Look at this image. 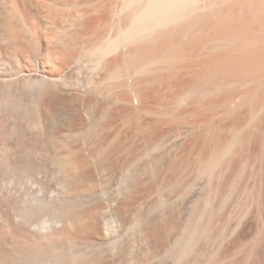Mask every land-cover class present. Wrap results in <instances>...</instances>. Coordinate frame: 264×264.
I'll return each instance as SVG.
<instances>
[{"label":"rangeland","instance_id":"obj_1","mask_svg":"<svg viewBox=\"0 0 264 264\" xmlns=\"http://www.w3.org/2000/svg\"><path fill=\"white\" fill-rule=\"evenodd\" d=\"M131 1H132V3L134 2L136 4H134V3L132 4ZM159 1L162 3H160ZM166 1L165 0H157V2L153 1V3H152L151 0H130V1L127 0V3L125 2L123 7L122 6L119 7L121 9V11L119 9L116 13L117 15L115 14L116 16H119L118 19L113 17V21L116 19L117 21L119 20V22L123 19L124 20L126 19L124 21V23H126V26L123 28L122 26H124L125 24L123 22H122L123 24L120 22L121 25H118L119 22H116V20H115V23L113 22L115 25L117 23V25L115 27L113 26V24L112 25L109 24L111 27L108 25L106 27L107 28L106 30H103V31L101 30L103 33L105 31L104 38H107V39L104 40L102 38L101 40H99V41L104 40V41H102L103 43L98 42L99 44H101L99 46L96 45L94 40L92 41L93 43L89 42L94 37L96 39L99 37L100 34H102V32H100V34L98 33L99 35L96 34V35H98V37L95 36V32H93V31H96V33H97L98 31H100L101 26L98 27L97 26L98 24H95L96 20L91 17L93 20L92 19L88 20L87 25H86L87 28H85L87 30L84 29L85 32L83 34L81 31L78 35H75L76 38L73 37L74 39H72L73 41L71 42V46H73V47H71L69 45L70 46L69 49L71 50V48H72V53H77L76 55H79L78 53L81 50H82L81 51L82 53H80V56H81V58L79 59L80 61L78 60V62H76L75 64L73 63L72 65H70L69 74L62 77V80L66 84L62 80H60L57 83L51 82L49 80L47 81V79L46 80H45V78L43 79L42 76H37L34 79H28L25 83H23L24 81L22 83L19 82L18 84H16V82H12V84H11V82H10V84H9V82H3V83L0 82V119H1V123H0V201H1L0 202V221H2L1 223L3 224V226L5 228H7L6 230L9 233H12V235H13V232H16L17 229L20 230V228H22L25 231H28L30 229H33V231H34V229H35V231L38 232V234L40 233L39 234L40 236L42 235V239L44 240L43 241L41 239L42 242H45V243H43L44 246L42 243H39L40 245L37 246V248H36L37 250L34 249L35 250L34 254L31 253L34 250L31 252L29 251L30 253L29 252L26 253L24 251L23 253H26V256L23 257V255H25V254H23L22 251H19V250H17L15 252L16 249H14V248H18V247L13 246L14 243H12V242H14V241L13 240L10 241V239H9L6 242V244H7L6 248H9V250H11V254H12V251H14L15 253L13 252V254L11 255V256L14 255V257L9 256V258L8 257L5 258L4 264H21L20 262H22V264H82V263L83 264H85V263L86 264H88V263L89 264H110V263L111 264H131V263L132 264H145V263L146 264H190V263L191 264H205V263L206 264H217V262H219V261H217L216 259L220 258L218 260H221L223 258V256L225 257V255L221 254L224 252H225L224 254H226V257L223 259L225 260L226 263L222 259L221 261L223 263L220 261L221 263L219 262V264H251L252 262H255V264H256L257 261H258L257 264H260V263L264 264V260H263L264 258H262V260L260 262H259V259L257 258L258 257L257 251L259 250L258 249L259 248L258 247L259 246L258 241H256V239L255 240L249 239L248 237H239V238H237L238 242H236L237 240L235 239L234 236H235V233L237 231H235V230H234L235 231L234 234L232 235V237H233L232 243H236V244L231 243V245L229 247V251L224 248L225 242H226V237H224V236H227L229 234L228 232H233V230L230 231L229 228H233L234 224L236 222H238L236 224V227L239 228V225H238L239 219L244 220L245 216L243 217V215H244V212H246L245 210H247L248 208L253 209V207H256V206L258 207L259 205H264V187H263L264 181H262V183L260 181V183H261L260 184L259 183L260 179L257 180V183H258L257 187L259 185H261L259 188H257L256 187L257 183L252 184L253 180L251 179V177L253 176V173L255 174V172H256V170L254 168L258 167L257 165H258V162L260 161V159H259V155L261 153L260 150L258 152L257 158L255 157L254 152L251 153L252 155L247 154L249 159L247 158V156L242 158V160L245 159L246 161H248V160L249 161L246 162L244 160L246 163V164H244L243 161L241 160L242 161L241 163H243L244 165H242L241 163L238 164L239 167L242 166V168H243V169L241 168V172H238L240 170V168L237 166L236 168H238L239 170L238 169L235 170L234 168H233L234 170L230 169V172L229 171L226 172L227 174L229 173L228 174L229 177H227V174H225V176L223 175L224 177H222L221 179L218 178L217 174H216L219 171L218 170L219 168L217 167L218 164H216L215 167L210 166V167H212L211 169H210V167H206V166L210 165V163L204 165L203 167H205V168H203V169L206 170L208 168L207 169L208 171L207 170L204 171L205 176H201V173L203 175V171H201V170H203V169H201L202 167L201 168L198 167L199 169H197V167H195L194 164H192V163H194L195 160L193 162H190V161H192L191 159H193V157L199 152V149H201L198 147L201 144H206L205 140L207 141L211 138L210 137L211 133H209V131L212 132V130H214L213 132L215 133L216 132L215 130H217V129H212V128L210 130L209 125L211 122L209 121L208 118H211L210 119L211 121L213 118V121H212L213 123H211L212 126L214 125V123H215V126L217 124H220V125H217L216 127H219V126L221 127L222 123L229 124L231 121L227 116H225V117H227V119L225 118V120H228L229 122L226 121V123H225V121H222L221 123H219L221 121V118L219 121L218 120L219 115L216 117H215V115H217L219 112L221 113V111H223L221 109V107H223V106H219V105L216 106L215 105L218 108L220 107L219 108L220 110L218 111L217 110L218 108H215L214 105H213L214 107H211V105L208 104V103H211V101L210 102H208V101L209 100L214 101L215 98H217L216 96H218L219 94L222 97H220V95H219L220 98L219 97L218 98L220 100H222V98L224 96L229 95V94L230 95L235 94L236 91H238L239 89H242L241 87L245 88L247 86L245 84L246 82L243 83L242 82L243 79L242 80L240 79L242 82V85L245 84V87H244V85L242 86L241 83H239L240 82L239 78H236L235 75L233 78L238 79L239 82L237 80H235V83H234V81H232L233 79H231L232 76H229L230 78H228V77H226V75L222 76L219 73H218V76L215 75V73L213 71L214 68L212 70L211 65L209 67V64H208V67H207L206 66L207 64L204 63V65L207 68V70H206L205 66L203 64L201 65V63H203V62L200 61L198 57H196V60L194 59L195 61L192 60L193 59L192 53L195 54L194 56H197L198 49H199L200 52L202 51V52H204V54H207L206 52H210V54L212 55L213 51H214V54L217 53L218 51L220 52L221 50L225 51L226 49H230L228 47H230L231 45H232L231 46L232 48H239L240 47V49L242 47H243L242 49H244L245 47H248V48L251 46L253 47L254 45H255L254 47H257L259 45V43L261 42V41H259L257 43V41L259 39L264 38V13H263L264 12V7H263L264 6V0H262V1L261 0H177V1L170 0V2H169V0H166ZM141 2H143V3H141ZM22 3H24L26 7L27 6L29 7V5H30L26 0H23ZM165 3H167V4L169 3L170 4V5H168L169 7ZM149 5H150V7H149ZM261 5H263V6H261ZM165 6H167V7H165ZM134 7H136V9ZM29 8H31V6ZM132 8H133V11H132ZM148 9H149V11H148ZM32 10H33V8H32ZM122 10H124V11H122ZM128 10L131 11L130 14H129L130 11H128ZM143 10L145 12L148 11L146 13L145 17H144L145 13ZM261 10H263V11H261ZM118 12H119V14H118ZM127 13H128V15H126ZM143 13H144V15H143ZM123 15L126 16V18ZM139 15H140V17H139ZM151 16H154V17H152L153 19L151 18ZM122 17H123V19H122ZM136 17L138 19H136ZM162 17H164V18L161 19ZM130 18H132V20H130ZM145 18H146V20H145ZM172 18H173V20H172ZM140 19H143V20H140ZM150 19H152V20H150ZM168 19L171 22H169ZM91 20L92 21L95 20V23L94 22L92 23ZM135 20H137V21H135ZM164 20H166V21H164ZM238 20H240V21H238ZM139 22H141L140 25H139ZM142 22H144V23L142 24ZM111 23H112V20H111ZM127 23H129L130 25ZM133 24H134V27H133ZM91 25L92 26L94 25L93 26L94 28H92ZM143 25L145 28L143 27ZM96 26H97V28H96ZM115 28L117 29V31H115ZM125 28L127 31L125 30ZM95 29H97V30H95ZM113 29H114V31H113ZM137 30L139 32H137ZM235 30L238 32H236ZM89 31L92 33H90ZM106 31H108L109 33ZM145 31L147 33H145ZM183 32H184V35H183ZM110 33H111V35H110ZM114 33H116V34L114 35ZM126 33H127V35H126ZM132 33H133V35H132ZM138 33H140V34H138ZM121 34H123V35H121ZM144 34L147 36H145ZM87 35H89V36H87ZM106 35H107V37H106ZM155 35H157V36H155ZM143 36H145V37H143ZM101 37H103V34L101 35ZM219 37L221 38V40ZM260 37H262V38H260ZM114 38H115V40H114ZM122 39H124V41ZM125 39H126V41H125ZM106 40H109V41H106ZM255 40H257V41H255ZM110 42H112V43H110ZM255 42L257 43V45L255 44ZM107 43H108V45H107ZM85 44H86V48H85ZM89 44H91V46L94 44L92 47H94V49H96V50H94V49L91 50L92 48L90 47ZM123 44H125V45H123ZM186 44H188V45H186ZM237 44H238V46H236ZM243 44H244V46H243ZM246 44H248L249 46H247ZM87 45L90 47V49ZM95 45L98 46L99 48L96 47ZM168 45L169 46L173 45V46L169 47ZM130 46H132V47H130ZM143 46H145V47H143ZM157 46L160 47L159 48L160 51H161V49H166L168 52L169 51L173 52L174 48L176 49L177 47L183 48L182 51H184V54L186 53V51H187V53L189 52L188 54L186 53L185 55L182 54L184 56V59L186 58L185 57L186 55L191 57L192 59H191V61H187V62H185L186 60H184L182 62L181 59H179L181 61L180 62L179 60L176 59L177 64L172 62V63H174V65H173L174 68H172V70H171V68L168 65L165 66L166 64H165L164 60H163L164 62L158 61V59H159L158 56L163 57L164 55L161 52L162 51L165 52L166 50H162L160 52V51H158V48L157 49L153 48V47H157ZM18 47H20V46H18ZM32 47H33V49H32ZM32 47H31V49H29L30 47H28V48L22 47V49H17V58H16L17 60L14 61V66H15V63L20 62L18 64L24 69H27V68H28V70L33 69L34 71H37L38 73H40L43 69L46 73H49L48 72L49 69L44 65L43 59H41L40 52L38 53L39 50L37 51V49H38L37 45L34 44V46L32 45ZM81 47L82 48L84 47L86 50L87 49H89V50L85 52V51H83L84 48L82 49ZM195 47H198V48H195ZM80 48H81V50H79ZM97 48L100 49V51ZM223 48L224 49L226 48V49L224 50ZM135 49L138 50L137 51L138 53L135 52L136 51ZM142 49L144 50V52H142L143 51ZM146 49H147V51H145ZM184 49H186V50H184ZM108 50H109V52H107ZM154 50H157V52L155 51L153 53L152 51H154ZM196 50H197V53L194 52ZM88 52H89V54H91V56L88 55ZM119 52L124 53V54H120ZM133 52H135V53H133ZM147 52H148V54L146 55ZM158 52L160 54H162V56L158 55L159 54ZM168 52H166V53H168ZM200 52L198 53V55L200 54L199 57L204 56ZM113 53H114V55H113ZM116 53H119V54H116ZM141 53L144 57L141 56ZM190 54H192V56H190ZM210 54L208 53V55H210ZM84 55H86V56H84ZM148 55H150V56H148ZM167 55L165 54L164 57H166ZM100 56H101V58H100ZM119 56L121 58L123 57L122 60H124L123 62L125 63L124 64L121 61V65L119 64V68L121 66H123L125 68L121 67L119 69L118 65L113 66L111 64V66H109L107 68V70L109 71V74L106 73V72H108L106 70V71H104L105 74H102L101 77L96 75V73H97L96 71H98L100 69L103 62H106L105 60L108 59L107 60L108 62H112L111 59L113 57L118 58ZM132 56H134V57H132ZM151 56H153V57H151ZM85 57H86V59H85ZM140 57H141L142 61L140 59L138 61V58H140ZM148 57H149V59H148ZM164 57H163V59H164ZM88 58L89 59L91 58V59L89 60ZM96 58H97V60H96ZM115 58H113V59L116 60L117 58L116 59ZM128 58H129V63L125 62L128 60ZM161 60H162V58H161ZM69 61H70L69 63H71L70 59H69ZM94 61L95 62L99 61V62L95 63ZM156 61H158V62H156ZM193 61L195 63H193ZM196 61H198L197 65H196V63H197ZM82 63L84 65H82ZM142 63L145 65V68L142 65ZM95 64H97L99 66V69H95L94 66H97ZM108 64H110V63H108ZM127 64H129V65H127ZM130 64L134 65V66L130 67ZM42 65H44V66H42ZM263 65H264V63H263ZM139 66H140V68H139ZM156 66H158V67H156ZM186 66L187 67L189 66L190 70H189V68H186ZM81 67H83V68H81ZM132 67H134V68H132ZM160 67H163L164 69H162ZM111 68H112V70L110 71ZM141 68H143V69H141ZM178 68H179V70H178ZM182 68H183V70H181ZM115 69H116V71H115L116 73L114 72ZM136 69H138L139 72ZM168 69H170V70H168ZM186 69L188 72H185L186 73V76H185L184 71H186ZM33 70H31V71H33ZM126 70H128L129 72ZM141 70H142V72H141ZM144 70L147 72H145ZM203 70H204V72H203ZM263 70H264V67H263ZM124 71H126L129 74H127ZM205 71H207L208 73H206ZM210 71H212V73H214V74H211L212 79L210 81H212V82H209V85H208L207 83L209 80L208 81H202V79L204 76L206 77V78L204 77V79H207V77H208V79H210L209 78L210 76L205 75V74H210ZM87 72H89V73H87ZM119 72L120 73L122 72V73L119 74ZM155 72H158V73H155ZM175 72H176V74H178L180 76H177L175 74ZM134 73L135 74L137 73L136 74L137 76ZM161 73H163V75ZM181 73H183V74H181ZM187 73H189L190 75L195 74L194 75L195 78L193 77L194 79H192L191 78L192 76L187 75ZM107 75H108V77H107ZM116 75L118 76V78L117 77L113 78ZM128 75H130V76H128ZM133 75H135V76H133ZM148 75L152 76V78H150ZM165 75H168V76H165ZM202 75H204V76H202ZM138 76H139V79H137ZM153 76H155V77H153ZM188 76H189V80L188 79L186 80V78H188ZM213 76H214V78H213ZM104 77L107 78L106 79L107 81L105 80ZM109 77L110 78L112 77V79H110ZM119 77H121V78H119ZM125 77H127V78H125ZM134 77L136 78V81L134 80L135 79ZM182 77L184 80L182 79ZM215 77H216V80H215ZM217 77L221 78L222 80L220 79L221 81H219V79ZM223 77H224V79L228 78L227 82L228 83L230 82L232 84H230V83L228 84L227 82H225L226 80H224ZM177 78H181V79H177ZM263 78H264V71H263ZM37 79H38V81H37ZM161 79H163V80L161 81ZM217 79H218V82H217ZM128 80H129V82L131 80H134L135 82L133 81L132 83L135 85L136 88L134 86H130L132 84L131 82L130 83L128 82L130 85H128V83L125 82ZM149 80H150V82H149ZM165 80H166V82H165ZM167 80L169 83L167 82ZM223 80L225 82L224 85L222 84ZM229 80H231V81H229ZM85 81L88 83H86ZM143 81H144V83H143ZM189 81H190V84H189ZM146 82H147V84H146ZM213 82H214V84L216 83V85L212 84ZM219 82H221V85H219L220 84ZM124 83L130 87L128 88V86H127V88H128L127 89L126 85ZM136 83H138L139 86ZM151 83H153L156 86H154L153 84L151 85ZM55 84H57V85H55ZM142 84H143V86H142ZM157 84L160 86H158ZM166 84L168 86H166ZM119 85H121V86H119ZM215 86H216V88H215ZM235 86L238 88L240 87V88L239 89L237 88L238 89L237 90ZM106 87L108 90L106 89ZM133 87H134V89H133ZM96 88H99V90ZM234 88L236 89V91L233 90L235 92L232 91V89H234ZM262 88H263L261 91L262 95H260V97H262L263 100L262 99L260 100L261 106L259 108V106L257 105L258 107L256 108L255 112L257 110H259L261 113H264V108H263L264 107V85ZM129 89H130V91H129ZM137 89H138V91H137ZM126 90H127V92H126ZM230 90H231V93L232 92L233 93L231 94L229 92L228 94H226L227 91H230ZM10 91H11V93H10ZM13 91H14V93H13ZM181 94H182V96H181ZM179 97L182 99H180ZM209 97H210V99L208 100ZM40 99L43 101H41ZM219 99H217V100H219ZM172 101H174V102H172ZM175 101H176V103H175ZM180 101H182L181 102L183 104L182 106H181ZM198 101L203 103V107H202V105L199 106ZM213 101H212V104H214ZM166 102H168V103H166ZM195 103L198 106L195 109L196 112L195 111L193 112L192 110L195 108ZM178 104L180 105V107ZM190 104H192V105H190ZM47 105H49V106L51 105V106L49 107ZM208 105H210V107ZM185 106L187 107V109ZM192 106L194 108L191 109L190 107H192ZM46 107H49V108L53 109L52 111H54V110L55 111L49 112V115H50L49 116L46 113L47 111L46 112L44 111V108H46ZM181 107L184 109H182ZM33 108H34V110L35 109L36 110L34 111ZM200 108H206L207 112H203L204 110L206 111V109L202 110ZM210 108H211V110H210ZM174 109L178 110V113L173 114V116L175 118H173V116L171 118V116H170L172 121L171 120L169 121L170 118L168 117L169 119H166V117H167V115H169V112L174 110ZM180 109L181 110H188L189 109L190 112L191 111L192 112L190 113L188 110V112L184 111L185 113L182 114L183 111H181ZM197 109H199L200 111H198ZM42 110L45 112V114ZM174 111H172V112H174ZM179 111H181V112L179 113ZM56 112H57V114H56ZM161 112H163V114H164L163 116H166V117H162L161 114H158ZM211 112L212 113L217 112V113L212 114ZM255 112H254V114H255ZM260 112L258 113L259 115L257 114V117L261 116L262 119L259 117L258 118L255 117L257 120L256 119H253V120L254 121H261L262 120L261 123H262V126H264V123H263L264 117H262ZM31 113H33V114H31ZM165 113H167V114L165 115ZM170 115H172V114H170ZM175 115L177 116V118ZM211 115H214V116H211ZM4 116L8 119H6ZM255 116H256V114H255ZM26 117H28V118H26ZM47 117L49 119H47V121H46L45 118H47ZM219 117H223L222 119H224V115L219 116ZM161 118H162V121H165V122L168 121V122H166L167 123L166 125L164 124L165 122L161 124V122H162ZM27 120H29V121H27ZM43 120H45L46 123ZM156 121H158V122H156ZM216 122H217V124H216ZM40 123H42V124H40ZM44 123H45V125H44ZM48 123L50 125H48ZM207 123H209V124H207ZM254 123H256V122H254ZM254 123H252V124H254ZM212 126L210 125V127H212ZM215 126H213V128H215ZM144 127H145V129H144ZM149 131H151V132H149ZM151 133H152V138H151ZM205 133H208V134H205ZM58 134H59V136H58ZM206 135L207 136L210 135V136H208L210 138L205 139L204 143L201 142L204 139V137L205 138L207 137ZM57 136H58V138H57ZM147 136H148V138H147ZM214 136L215 135L212 134L213 138H214ZM158 137L161 138L160 140L162 142L159 140ZM148 140H151L152 142H154L155 140H157V141L159 140L158 141L159 143L156 141L155 142L158 144H161L159 146L165 145L166 148L169 147L168 149L170 151L168 149H165L164 151L162 150L163 152L160 151L162 153L161 155L159 154L160 152H157V151H156L157 153L153 152L152 155L154 157L156 156L155 157L156 159L153 158V156H151L148 159L153 158L152 159L153 161L151 159L149 161L147 159V155L145 156L146 158L142 156L143 151L139 152L143 149V146H144L145 149H143V150H144V154H145V150H147L146 148H147L149 142H151V141L148 142ZM170 140H172V141H170ZM173 140H174V142H173ZM211 140H212V138L209 141H211ZM209 141H207L208 142L207 144L211 145V142H209ZM170 142H171V144H170ZM234 145L233 146L235 148H232L233 151L238 150L237 149L238 145L237 146H236V144H234ZM202 146L203 145H201V147ZM60 147H62V148H60ZM232 149H231V152H232ZM194 150H195V152H194ZM229 152H228V154L233 155V152L232 153L231 152L229 153ZM139 153H142V155ZM164 153H165V155H163ZM193 154H194V156H193ZM135 155H137L138 157L140 155V157L144 158V159L139 158V159H142V161L140 162V160H138L133 164L134 165L133 169L136 168L133 170L136 172V173L134 172L135 175H134V173H133V175L135 177H136V175H139V176H137V178H136L137 180H136L135 177L133 175H131L129 178L130 179L132 178L131 180H133V179L134 180L131 181L129 179L130 181L127 180L128 184L127 183L123 184L121 181H118V178H116V176L118 175V173L121 169V166L124 163L123 161L124 160L130 161L131 163H129L127 161H125V162H127L128 165L129 164L131 165L132 162L135 161L134 159L137 158V156H135ZM250 155H251V157H250ZM158 156H160L161 158ZM263 156H264V146L262 147V153H261L260 157H263ZM130 157H132V159L133 158L134 159L132 160ZM195 157H194V159H195ZM64 158H66L67 160H64ZM251 158L258 159L256 161H255V159H253L254 160L253 164L256 162L253 166H251L252 161H253ZM146 159L149 161L148 162L149 164L147 163ZM65 161L67 163H65ZM71 161H72V164H71ZM151 161H152V164H151ZM68 162H70V163H68ZM165 162H167V163H165ZM162 163L164 164V166L162 165ZM186 163H188L187 167L185 166ZM189 163H191V165H190L191 170L186 169V168L190 167V166H188ZM67 164L69 165L70 168L68 167ZM165 164H166V166H165ZM125 165H124V168L126 167ZM211 165H213V164L211 163ZM142 166H144V167H142ZM162 167L164 169L165 168L166 169L164 170ZM182 167H183V169H181V171H182L181 172L179 169ZM74 168H75V170H74ZM184 168H185V170H184ZM214 168H216L215 171H213ZM142 169H143V171H142ZM160 169H162V170H160ZM196 169L198 170L199 173L201 172L199 177H197V178H196V176H198V175H196V174L198 172L195 173ZM209 169L212 171H210ZM66 170H68V171H66ZM71 170H73V171H71ZM145 170H146L147 174H144ZM157 170L160 171V175L158 177L156 176V173H157V175L159 174V172H157ZM167 170H168V172H167ZM193 170H194V175H193V172H192V174L190 173V175H189L188 172L193 171ZM232 171L234 173H231ZM236 171H237V174H235ZM253 171H255V172H253ZM71 172H73V173L71 174ZM137 172L138 173L140 172L141 176L143 174L145 175V176L143 175L144 177H143V179H141L142 181H140V178H142V177L140 176V174H137ZM153 172H155V173H153ZM177 172L178 173L181 172L180 175H182V176H180V179H181L180 185H182V186H179V188L180 187H182V188L178 189L179 192H177L178 194L180 193L181 196L178 195L179 197H176L177 193L172 191V188H171L170 190L172 192H174L175 195L173 193H171V191L168 189L165 193L168 192V195H170L172 197L175 196L177 199L175 197L172 198L170 196H169L170 198L168 199V196L166 194L167 198L162 197L163 201L160 198L161 200L158 199V200H155V202L152 201L154 203H152V202L147 203L146 199L149 196V194L151 193V191L153 190V188L155 187V185H152V184H156V182L160 183L162 180L164 181L165 179L171 178L172 176L174 177L177 174ZM207 172L209 173V175ZM183 173L189 175L190 177L186 176ZM205 173H207V174H205ZM69 174H71L72 176ZM150 175H151V177L154 176V178H153L154 180L150 179L151 178ZM192 175H193V179H192ZM206 176L209 177V178H206V179H208L209 183L207 182V180H205ZM200 177H202V178H200ZM214 177H215V179H214ZM155 178H157L159 180L156 179V181H155ZM186 178L187 179L191 178V179L189 181H187ZM223 178H226V179H223ZM227 178H229V180ZM160 179H162V180L160 181ZM210 179H211V181H210ZM138 180L140 181L138 184L143 183V185L142 186L136 185L137 187L135 188V191L137 193H135V191L133 190L134 188L132 189L130 187H132V186L134 187L135 184H137ZM143 180H146V182H148V183H144L145 181H143ZM200 180H202V183H203V185L201 186L202 188L199 187L196 190L195 184H196V182H198ZM215 180H216V182H215ZM217 180L220 181L219 182L220 184L218 183ZM223 180H225V181H223ZM247 181H249V182H247ZM117 182L119 185H117ZM119 182H121V183H119ZM150 182H152V183L150 184ZM188 182H191V183H188ZM210 183H212V184H210ZM247 183L252 184V185H249L250 188L248 187V185H246ZM108 184L111 186H109ZM113 184L115 187L113 186ZM99 185H100V187H99ZM124 185L126 187H129L130 191H132V192L134 191V192L133 193L129 192L130 194L128 192H126V194H129L126 196L124 191H122L125 189ZM127 185H129V186H127ZM130 185H132V186H130ZM208 185H210V186H208ZM119 186L122 187L123 189L122 188L119 189L120 188ZM212 186H213V188H212ZM86 187L88 190L92 191V192L89 191V194H91L90 196H89V194H87L88 190L85 191ZM151 187H153V188L151 189ZM206 187L207 188L211 187L212 189L209 188V190H208ZM115 188L121 192V193L119 192V194H118L119 196L116 194L117 197L115 195H113L117 191ZM74 189H76V190H74ZM111 189H113V190L110 191ZM181 189H183V190H181ZM82 190H84V191H82ZM102 190H104V191H102ZM114 190H116V191L113 192ZM195 190L197 192L193 197L192 195H193V193H195ZM71 191H72V193H70ZM79 191L82 194L80 193L81 194L80 195L78 193L77 194L78 196H77L76 193ZM99 192H101L102 195ZM257 192H259V194ZM111 193H112V195H111ZM187 193H188V195H187ZM203 193H205V194H203ZM212 193H215V194H212ZM163 195L165 196V194H163ZM181 197H183V198H181ZM197 197H198V199H197ZM168 202H169V204H168ZM146 203H147V205L149 204V207H147L145 205ZM142 205L143 206L145 205V206L141 208L140 206H142ZM107 207L108 208L110 207L109 209L112 212V217L110 218V220L108 218L102 216L103 211ZM145 207H147V208H145ZM148 208H150V210ZM137 210H139V211H137ZM132 212L133 213L135 212V214H134L135 217H137L138 215L139 216L136 219L134 217L135 220L133 219V222L131 221L132 223H130L131 225H128V229L126 231L128 235L126 234V232H124L123 234H121L122 236H119V239L116 238L115 240H113L111 242H107L108 244L105 243L104 241H102L101 239H99L100 233L102 232V230L104 228H107L109 226L116 225V224L117 225L122 224L124 219L126 221L128 220V218L131 216ZM140 214H141V217H140ZM225 214H226V216H225ZM73 217L76 218V220H74ZM197 218H199V219H197ZM218 218H219V220L223 219L222 221L220 220V222H222L221 227L222 228L227 227V229H228V231H227L226 228L225 229L221 228V232H222V230H224L223 231L224 233L223 234L221 233L222 235H220V237H219L222 242L219 240V238L217 239L214 236L215 235L214 234V228H212V227H214V224ZM243 220H240V222ZM89 223L91 224V226L89 225ZM227 223H229L228 224V225H230L229 227L226 225ZM84 225H85V227H83ZM69 226H70V228H69ZM16 227H17V229H16ZM236 227L233 229L237 230L238 228H236ZM26 228H28V230ZM187 228H189V229H187ZM60 229L62 231L63 230L66 231V229L68 231L70 229L71 235L72 236L75 235L77 237V239L76 238H75L76 240L73 239L75 237V236H73V238H72L73 241L70 240L71 238L69 239L70 241L69 240L67 241L66 239H68V238H66L65 239L67 241L66 242L64 240L65 237H60V239L56 241V239L59 238V235L57 234L58 238H56L57 235L55 234V231L57 232ZM175 229H178L179 232H178V230H175ZM91 230H92V232H91ZM95 230H96V232H95ZM200 230H202L203 232ZM73 231H75V232H73ZM129 231H130V233H129ZM207 231H209V232H207ZM211 232L213 233L214 237L212 236ZM68 233H69V231H68ZM73 233H75V234H73ZM51 234H52V236L54 234L56 236L55 237L56 239H54V237L52 238ZM43 235L45 236V238L43 237ZM90 235H91V237H90ZM175 235L177 236L178 241L175 239L176 238ZM10 236H11V234H10ZM221 236H222V238L224 237L223 239H225V240L221 239ZM10 238H12V237H10ZM46 238H47V240H46ZM50 238H51V241H48V240H50ZM206 238H208V239H206ZM117 239H118V241H117ZM216 239L219 241H217ZM180 240H181V242H180ZM53 241H55V242H53ZM98 241H100V242H98ZM139 241H142V242H139ZM213 241H215L216 243L214 244ZM9 242H10V244H9ZM218 242L219 243L221 242V243L218 244ZM69 243L71 244V246H69ZM177 243H179V244H177ZM180 243H182V245ZM222 243H224V244H222ZM50 244H51V246H50ZM191 244H193L194 246ZM210 244H211V246H210ZM221 244H222V246H220ZM175 245H177V246H175ZM129 246H132V247L129 248ZM136 246H139V247H136ZM179 246L182 247L183 251L181 250V247H179ZM218 246L221 247L222 250H220L221 248L217 249ZM135 248H136V250H135ZM223 248H224V251H223ZM38 250H39V252H38ZM218 250H219V253L221 254V257H218L215 259V257H217L219 254ZM221 251H223V252H221ZM20 252L23 255L20 254ZM146 253H147V255H146ZM227 253H228V255H227ZM0 254H1V251H0ZM111 254H112V256H111ZM171 254H173V255H171ZM15 255H17L18 257ZM182 255H183V258H182ZM229 255H230V257H229ZM169 256H172V257L170 258ZM15 257H17V258H15ZM175 257H177V258H175ZM0 258H1V255H0ZM24 259H25V261H24ZM175 259H179L178 263H177V260H175ZM254 259H255V261H254ZM149 260H150V262H149ZM164 260H165V262H164ZM180 260H181V262H180ZM211 260H213V261H211ZM8 262H10V263H8ZM172 262H174V263H172ZM228 262H230V263H228Z\"/></svg>","mask_w":264,"mask_h":264},{"label":"bare ground","instance_id":"obj_2","mask_svg":"<svg viewBox=\"0 0 264 264\" xmlns=\"http://www.w3.org/2000/svg\"><path fill=\"white\" fill-rule=\"evenodd\" d=\"M29 4V7L31 6V8H29L28 6L26 7L25 6V4L24 3H22L23 2V0H0V82H9V84H10V82H11V84H12V82H16V84H18L19 82H23V83H25L28 79H34V78H36L37 76H42L43 77V79L45 78V80L47 79V81L49 80V81H51V82H59L60 80H62V77L63 76H65V75H67V74H69V67H70V65H72L73 63L75 64L76 62H78V60L81 58V56H80V53H82L81 51V48L79 49V50H81L78 54L79 55H76L77 53H72V48H71V50L69 49L70 48V46H71V42L73 41L72 39H74L73 37H75V35H78L81 31H82V34L85 32L84 31V29L85 28H87V22H88V20L89 19H95L96 20V23H95V20L94 21H92V23L94 22L95 24H98L97 26L98 27H100L101 26V29H100V31H98L97 33H96V31H93V32H95V36L96 37H98V35L100 34V32H102L103 30H106L107 28V26L109 25V24H113V26L115 27L116 25H117V23H116V25L114 24L115 23V20L113 21V17L114 18H117L118 19V17L119 16H116L117 14V11L120 9L119 7H123V5H124V3L126 2L127 3V0H26ZM130 1V0H129ZM153 1H156L157 2V0H151V2L153 3ZM166 1V0H165ZM175 1H177V0H175ZM262 1V0H261ZM137 2V1H136ZM139 2V1H138ZM144 2V1H143ZM143 2H141V3H143ZM160 2V1H159ZM167 2V1H166ZM169 2H170V0H169ZM245 2V1H244ZM256 2V1H255ZM129 3V2H128ZM131 3H132V1H131ZM130 3V4H131ZM134 3V2H133ZM132 3V4H133ZM140 3V2H139ZM148 3V2H147ZM160 3H162V2H160ZM172 3V2H171ZM131 4V5H132ZM134 4H136V3H134ZM145 4V3H144ZM156 4V3H155ZM165 4H167V3H165ZM177 4V3H176ZM154 5V4H153ZM168 5H170L169 3L167 4V6ZM175 5V4H174ZM236 5V4H235ZM240 5V4H239ZM133 6V5H132ZM164 6V5H163ZM167 6H165V7H167ZM261 6H263V5H261ZM125 7V6H124ZM130 7V6H129ZM128 7V8H129ZM149 7H150V5H149ZM152 7V6H151ZM164 7V8H165ZM169 7V6H168ZM229 7V6H228ZM250 7V6H249ZM256 7V6H255ZM264 7V6H263ZM262 7V8H263ZM32 8H33V10H32ZM135 9H136V7H134ZM143 8V7H142ZM148 8V7H147ZM123 9V8H122ZM126 9V8H125ZM130 9V8H129ZM141 9V8H140ZM139 9V10H140ZM152 9V8H151ZM233 9V8H232ZM253 10V9H252ZM120 11H121V9H120ZM122 11H124V10H122ZM128 11H130V10H128ZM132 11H133V8H132ZM144 11V10H143ZM148 11H149V9H148ZM147 11V12H148ZM261 11H263V10H261ZM136 12V11H135ZM147 12H145L144 11V13H145V15H144V13H143V15H144V17L146 16V13ZM131 13V11L129 12V14ZM264 13V12H263ZM116 14V15H115ZM118 14H119V12H118ZM152 14V13H151ZM262 14V13H261ZM126 15H128V13L126 14ZM136 15V14H135ZM141 15V14H140ZM140 15H139V17H140ZM142 15V16H143ZM154 15V14H153ZM229 15V14H228ZM247 15V14H246ZM263 15V14H262ZM116 16V17H115ZM124 16V15H123ZM133 16V15H132ZM92 17V18H91ZM125 18H126V16H124ZM152 17H154V16H151V18ZM156 17V16H155ZM159 17V16H158ZM253 17V16H252ZM164 17H162L161 19H163ZM122 19H123V17H122ZM136 19H138L137 17H136ZM144 19V18H143ZM143 19H140V20H143ZM148 19V18H147ZM153 19V18H152ZM152 19H150V20H152ZM179 19V18H178ZM214 19V18H213ZM248 19V18H247ZM111 20H112V23H111ZM121 20V19H120ZM126 20V19H125ZM124 19L123 20H121L120 22L122 23H124V21H125ZM130 20H132V18H130ZM145 20H146V18H145ZM144 20V21H145ZM149 20V19H148ZM172 20H173V18H172ZM175 20V19H174ZM223 20V19H222ZM98 21V22H97ZM135 21H137V20H135ZM155 21V20H154ZM160 21V20H159ZM158 21V22H159ZM164 21H166V20H164ZM163 21V22H164ZM168 21H169V19H168ZM167 21V22H168ZM238 21H240V20H238ZM258 21V20H257ZM90 22V21H89ZM114 22V23H113ZM116 22H119V20L117 21L116 20ZM120 22H119V24L118 25H121L120 24ZM133 22V21H132ZM146 22V21H145ZM169 22H171V21H169ZM122 23V24H123ZM131 23V22H130ZM138 23V22H137ZM144 22H142V24H143ZM174 23V22H173ZM219 23V22H218ZM221 23V22H220ZM247 23V22H246ZM260 23V22H259ZM100 24V25H99ZM125 25L124 26H122L123 28L126 26V23H124ZM127 24H129V23H127ZM135 24V23H134ZM134 24H133V27H134ZM141 24V22H139V25ZM163 24V23H162ZM167 24V23H166ZM239 24V23H238ZM130 25V24H129ZM150 25V24H149ZM148 25V26H149ZM173 25V24H172ZM219 25V24H218ZM92 26V25H91ZM94 26V25H93ZM92 26V28H94ZM97 26H96V28H97ZM110 26V25H109ZM176 26V25H175ZM223 26V25H222ZM245 26V25H244ZM111 27V26H110ZM113 27V28H114ZM128 27V26H127ZM126 27V28H127ZM143 27H144V25H143ZM150 27V26H149ZM225 27V26H224ZM91 28V27H90ZM109 28V27H108ZM118 28V27H117ZM126 28H125V30H126ZM145 28V27H144ZM143 28V29H144ZM147 28V27H146ZM212 28V27H211ZM232 28V27H231ZM112 29V28H111ZM110 29V30H111ZM137 29V28H136ZM141 29V28H140ZM223 29V28H222ZM239 29V28H238ZM85 30H87V29H85ZM93 30V29H92ZM95 30H97V29H95ZM99 30V29H98ZM102 30V31H101ZM109 30V31H110ZM133 30V29H132ZM149 30V29H148ZM170 30V29H169ZM113 31H114V29H113ZM112 31V32H113ZM115 31H117V29L115 28ZM127 31V30H126ZM142 31V30H141ZM171 31V30H170ZM236 31V30H235ZM90 32V31H89ZM88 32V33H89ZM106 32H108V31H106ZM122 32V31H121ZM137 32H139L138 30H137ZM236 32H238V31H236ZM255 32V31H254ZM77 33V34H76ZM90 33H92V32H90ZM89 33V34H90ZM99 33V34H98ZM109 33V32H108ZM107 33V34H108ZM135 33V32H134ZM141 33V32H140ZM140 33H138V34H140ZM145 33H147L146 31H145ZM169 33V32H168ZM171 33V32H170ZM207 33V32H206ZM241 33V32H240ZM81 34V35H82ZM96 34H98V35H96ZM103 34V37H101V35ZM102 34H100L99 35V37L98 38H96L95 39V37L91 40V41H89V42H91V43H93L92 41L94 40V42L96 43V45H101V44H99L98 42H101V43H103L102 41H104L105 39H107V38H104V34H105V31H104V33L102 32ZM116 33H114V35H115ZM118 34V33H117ZM129 34V33H128ZM160 34V33H159ZM176 34V33H175ZM180 34V33H179ZM203 34V33H202ZM91 35V34H90ZM94 35V34H93ZM110 35H111V33H110ZM121 35H123V34H121ZM126 35H127V33H126ZM132 35H133V33H132ZM136 35V34H135ZM145 35V34H144ZM149 35V34H148ZM165 35V34H164ZM183 35H184V32H183ZM186 35V34H185ZM230 35V34H229ZM259 35V34H258ZM80 36V35H79ZM78 36V37H79ZM87 36H89V35H87ZM145 36H147V35H145ZM145 36H143V37H145ZM155 36H157V35H155ZM173 36V35H172ZM206 36V35H205ZM227 36V35H226ZM77 37V38H78ZM81 37V36H80ZM93 37V36H92ZM106 37H107V35H106ZM109 37V36H108ZM111 37V36H110ZM161 37V36H160ZM171 37V36H170ZM200 37V36H199ZM232 37V36H231ZM257 37V36H256ZM255 37V38H256ZM76 38V37H75ZM104 39V40H102V41H99V40H101V39ZM116 38V37H115ZM115 38H114V40H115ZM122 38V37H121ZM125 38V37H124ZM179 38V37H178ZM212 38V37H211ZM217 38V37H216ZM220 38V37H219ZM233 38V37H232ZM260 38H262V37H260ZM79 39V38H78ZM83 39V38H82ZM85 39V38H84ZM113 39V38H112ZM131 39V38H130ZM147 39V38H146ZM239 39V38H238ZM247 39V38H246ZM251 39V38H250ZM249 39V40H250ZM123 41H124V39H122ZM128 40V39H127ZM140 40V39H139ZM158 40V39H157ZM171 40V39H170ZM201 40V39H200ZM220 40H221V38H220ZM240 40V39H239ZM252 40V39H251ZM76 41V40H75ZM86 41V40H85ZM84 41V42H85ZM106 41H109V40H106ZM113 41V40H112ZM120 41V40H119ZM125 41H126V39H125ZM150 41V40H149ZM189 41V40H188ZM203 41V40H202ZM217 41V40H216ZM255 41H257V40H255ZM259 41H261L260 43H259V45L257 46V47H245L244 49H240V47L239 48H232L231 46L230 47H228V48H230V49H224L225 51H218L217 53H215L214 54V51H213V53H212V55L210 54V52H206L207 54H204V52H200V50L198 49V53L200 52L201 54H203L204 56H201V57H199V55H198V53H197V50L196 51H194V52H196L197 53V56H194L195 54L194 53H192L193 54V59L191 58V57H189V56H185L186 58L184 59V56L182 55V54H184V51H182L183 50V48H174V50H173V52L171 53L170 51L168 52L166 49H161V51L162 50H166L165 52L164 51H160L159 50V48L160 47H153V48H158V51H160L161 53H163V55L165 56V54L167 55L166 57H164V59H163V57H159L158 56V58L160 59H158V61H165V66H169L170 68H171V70H172V68H174V63L175 64H177L176 63V59L177 60H179V59H181V61L183 62L184 60H186L185 62H187V61H191V59L192 60H196V57H198L199 58V60L200 61H202L203 63H201V65L203 64L204 65V63H206L207 65V67H208V64H209V67H210V65L212 66V70H213V68H214V73H215V75H217L218 76V73L220 74V75H226V77H228V78H230L229 76H232L231 77V79H233L232 81H234V83H235V80H237L238 82H239V80L241 79H243V83H245L247 86L245 87V84H243L244 85V87L245 88H243V87H241L242 89H239L238 87H236V89L238 90V91H236V89L234 88V89H232V91L233 90H235V91H233V92H235V94H232L231 93V90L230 91H227V93L226 94H228L229 92L232 94V95H226V96H224L223 98H222V100H220L219 98L220 97H222L220 94V97H219V95L218 96H216L217 98H215V100L213 101V100H209L210 99V97L208 98V102H210L211 101V103H208L207 101V103L208 104H210L211 105V107H214L215 105L217 106V105H219V106H223V107H221V109L223 110V111H221V113L219 114H217V115H215V117L216 116H222V115H224V119H222L223 117H219L218 116V120L220 121V118H221V121L219 122V123H221L222 121H225V123H226V121H228V120H225V118L227 119V117L231 120L230 121V123L229 124H224V123H222L221 125V127L219 126V127H216L217 125H220V124H217V122H216V126H215V123H214V125L213 126H215V128H213V126H212V124L211 123H213L212 121H213V118H212V121L210 120L211 118H208L209 119V121L211 122L210 123V125L212 126V127H210V125H209V128H210V130H211V128L212 129H217V130H215L216 132V134L213 132L214 130H212V132L211 131H209V133H211V136L210 135H208V136H210L211 138H212V140L211 141H209L211 138L210 137H208L207 135V137L205 138L204 137V139L201 141V142H203L204 143V140L205 139H209V140H207V141H209V142H211V145L209 144H207L208 142L205 140V143L206 144H201V145H203L202 147H201V145L198 147V148H201V149H199V152L194 156V154H193V156L195 157V159H194V157H193V159H191L192 161H190V162H193L194 160V163H192V164H194V166L195 167H197V169H199L198 167H202L201 169H203V168H205V167H203L204 165H206V164H209L210 163V165H208V166H206V167H210V166H212V167H215L216 166V164H218L217 165V167L219 168H217L219 171H218V173H216L217 174V177L218 178H222V177H224L225 176V174H227L226 172H230V169H238V168H236L237 166H238V164L239 163H241L242 161H243V163L244 164H246L245 163V161L244 160H242V158H244L245 156H247V154H251L252 152H254L255 154V157L257 158L258 156V152H259V150H260V152L262 153V147L264 146V126H262V123H261V121H254L253 119H256L255 117H257V114L260 112L259 110H257L256 112H255V110H256V108L259 106V108H260V106H261V104H260V100L262 99V97H260V95H262L261 93V91H262V87H263V85H264V78H263V67H264V65H263V63H264V38H262V39H259L258 41H257V43L259 42ZM77 42V41H76ZM136 42V41H135ZM146 42V41H145ZM191 42V41H190ZM206 42V41H205ZM213 42V41H212ZM252 42V41H251ZM70 43V44H69ZM82 43V42H81ZM86 43V42H85ZM110 43H112V42H110ZM124 43V42H123ZM128 43V42H127ZM134 43V42H133ZM244 43V42H243ZM254 43V42H253ZM257 43L255 42V44L257 45ZM34 44L35 45H37V47H38V49H37V51H38V53L40 52V55H41V59H43V61H44V65L49 69L48 70V72L49 73H46L43 69H42V71L40 72V73H38L37 71H34L33 69H31V70H33V71H31L30 69L28 70V68L27 69H24V68H22L18 63H20V62H18V63H15V66H14V61H16L17 59V49H22V47H26V48H28V47H30L29 49H31V47H32V45L34 46ZM129 44V43H128ZM127 44V45H128ZM154 44V43H153ZM176 44V43H175ZM233 44V43H232ZM250 44V43H249ZM70 45V46H69ZM76 45V44H75ZM80 45V44H79ZM78 45V46H79ZM90 45V47L92 48L91 50H93L94 49V47H92L91 46V44H89ZM95 45V46H96ZM107 45H108V43H107ZM110 45V44H109ZM119 45V44H118ZM121 45V44H120ZM123 45H125V44H123ZM133 45V44H132ZM137 45V44H136ZM150 45V44H149ZM152 45V44H151ZM186 45H188V44H186ZM202 45V44H201ZM247 46H249L248 44H246ZM18 46H22L21 48L20 47H18ZM88 46V45H87ZM98 46H96V47H98ZM104 46V45H103ZM169 46V45H168ZM170 46H173V45H170ZM169 46V47H170ZM176 46V45H175ZM183 46V45H182ZM236 46H238V44L236 45ZM243 46H244V44H243ZM36 47V46H35ZM71 47H73V46H71ZM89 47V46H88ZM90 47H89V49H90ZM95 47V48H96ZM102 47V46H101ZM100 47V48H101ZM112 47V46H111ZM122 47V46H121ZM130 47H132V46H130ZM143 47H145V46H143ZM148 47V46H147ZM151 47V46H150ZM149 47V48H150ZM165 47V46H164ZM207 47V46H206ZM234 47V46H233ZM78 48V47H77ZM84 48V47H83ZM82 48V49H83ZM85 48H86V44H85ZM83 49V51H88L89 49ZM99 48V47H98ZM97 48V49H98ZM105 48V47H104ZM108 48V47H107ZM118 48V47H117ZM136 48V47H135ZM142 48V47H141ZM162 48V47H161ZM167 48V47H166ZM172 48V47H171ZM170 48V49H171ZM195 48H198V47H195ZM194 48V49H195ZM32 49H33V47H32ZM119 49V48H118ZM173 49V48H172ZM193 49V50H194ZM70 50V51H69ZM94 50H96V49H94ZM99 51H100V49H98ZM123 50V49H122ZM130 50V49H129ZM136 50V49H135ZM143 50V49H142ZM149 50V49H148ZM152 50V49H151ZM184 50H186V49H184ZM192 50V49H191ZM120 51V50H119ZM124 51V50H123ZM138 50H136L135 52L136 53H138L137 52ZM145 51H147V49L145 50ZM150 51V50H149ZM157 52V50H154V51H152L153 53L154 52ZM175 51V52H174ZM78 52V51H77ZM107 52H109V50L107 51ZM106 52V53H107ZM115 52V51H114ZM118 52V51H117ZM122 52V51H121ZM128 52V51H127ZM135 52H133V53H135ZM142 52H144V50L142 51ZM166 52H168V53H166ZM19 53V52H18ZM71 53V54H70ZM93 53V52H92ZM104 53V52H103ZM105 53V54H106ZM112 53V52H111ZM120 53V52H119ZM119 53H116V54H119ZM129 53V52H128ZM151 53V52H150ZM159 53V52H158ZM186 53H187V51H186ZM185 53V54H186ZM189 53V52H188ZM187 53V54H188ZM208 53L210 54V55H208ZM70 54V55H69ZM98 54V53H97ZM102 54V53H101ZM120 54H124V53H120ZM148 54V52L146 53V55ZM184 54V55H185ZM192 54H190V56H192ZM38 55V54H37ZM83 55V54H82ZM88 55H90L91 56V54H89V52H88ZM113 55H114V53H113ZM129 55V54H128ZM134 55V54H133ZM154 55V54H153ZM158 55H160V56H162V54H158ZM84 56H86V55H84ZM99 56V55H98ZM103 56V55H102ZM106 56V55H105ZM104 56V57H105ZM110 56V55H109ZM123 56V55H122ZM125 56V55H124ZM131 56V55H130ZM141 56H143L142 55V53H141ZM148 56H150V55H148ZM183 56V57H182ZM40 57V56H39ZM38 57V58H39ZM94 57V56H93ZM128 57V56H127ZM132 57H134V56H132ZM144 57V56H143ZM147 57V56H146ZM151 57H153V56H151ZM157 57V56H156ZM189 57V58H188ZM195 57V58H194ZM84 58V57H83ZM100 58H101V56H100ZM113 58H115V57H113ZM112 58V59H113ZM117 58V57H116ZM115 58V59H116ZM161 58H162V60H161ZM69 59L71 60V63H69L70 61H69ZM85 59H86V57H85ZM89 59V58H88ZM91 59V58H90ZM89 59V60H90ZM111 59V61L112 62H108L107 60H105L106 62H103L102 63V65H101V67H100V69H99V66L97 65V64H95V65H97V66H94L95 67V69H99L98 71H96L97 73H96V75L97 76H100L101 77V75L102 74H105V72L104 71H106L107 70V68L109 67V66H111V64L113 65V66H117L118 65V68H119V64L121 65V61H122V63H124L123 61L124 60H122L123 59V57L121 58L120 56L116 59V60H112ZM125 59V58H124ZM139 59L141 60V57L140 58H138V61H139ZM146 59V58H145ZM148 59H149V57H148ZM153 59V58H152ZM155 59V58H154ZM88 60V61H89ZM96 60H97V58H96ZM95 60V61H96ZM101 60V59H100ZM110 60V59H109ZM132 60V59H131ZM136 60V59H135ZM194 60V61H195ZM198 60V59H197ZM41 61V60H40ZM80 61V60H79ZM87 61V62H88ZM92 61V60H91ZM94 61V62H95ZM134 61V60H133ZM142 61V60H141ZM145 61V60H144ZM148 61V60H147ZM154 61V60H153ZM158 61H156V62H158ZM163 61V62H164ZM180 61V60H179ZM180 61V62H181ZM193 61V63H195ZM99 61H97V62H95V63H98ZM102 62V61H101ZM110 63V64H108V63ZM125 62H128L129 63V58H128V60L127 61H125ZM137 62V61H136ZM155 62V61H154ZM172 62H174V63H172ZM178 62V61H177ZM184 62V63H185ZM197 63H196V65L198 64V61H196ZM85 63V62H84ZM90 63V62H89ZM88 63V64H89ZM135 63V62H134ZM146 63V62H145ZM160 63V62H159ZM179 63V62H178ZM183 63V64H184ZM192 63V62H191ZM192 63V64H193ZM200 63V62H199ZM78 64V63H77ZM92 64V63H91ZM125 64V63H124ZM150 64V63H149ZM44 65H42V66H44ZM82 65H84L83 63H82ZM127 65H129V64H127ZM142 65L144 66V68H145V65L142 63ZM186 65V64H185ZM189 65V64H188ZM195 65V66H196ZM24 66V65H23ZM26 66V65H25ZM32 66V65H31ZM87 66V65H86ZM92 66V65H91ZM131 66H134V65H131L130 64V67ZM152 66V65H151ZM161 66V65H160ZM164 66V65H163ZM183 66V65H182ZM190 66V65H189ZM189 66L187 67L186 66V68H189ZM205 66V65H204ZM206 66H205V69L207 70V68H206ZM37 67V66H36ZM72 67V66H71ZM121 67H123V66H121ZM120 67V68H121ZM142 67V66H141ZM156 67H158V66H156ZM168 67V68H169ZM178 67V66H177ZM184 67V66H183ZM202 67V66H201ZM31 68V67H30ZM81 68H83V67H81ZM88 68V67H87ZM115 68V67H114ZM119 68V69H120ZM123 68H125V67H123ZM128 68V67H127ZM132 68H134V67H132ZM137 68V67H136ZM139 68H140V66H139ZM160 68H162V69H164L163 67H160ZM166 68V67H165ZM180 68V67H179ZM179 68H178V70H179ZM185 68V67H184ZM194 68V67H193ZM72 69V68H71ZM94 69V70H95ZM129 69V68H128ZM141 69H143V68H141ZM155 69V68H154ZM93 70V71H94ZM112 70V68L110 69V71ZM136 70H138V69H136ZM135 70V71H136ZM160 70V69H159ZM167 70V69H166ZM168 70H170V69H168ZM175 70V69H174ZM181 70H183V68L181 69ZM185 70V69H184ZM189 70H190V68H189ZM92 71V72H93ZM108 71V70H107ZM116 71V69L114 70V72ZM126 71H128V70H126ZM126 71H124V72H126ZM145 71V70H144ZM165 71V70H164ZM84 72V71H83ZM113 72V71H112ZM123 72V71H122ZM121 72V73H122ZM129 72V71H128ZM138 72H139V70H138ZM141 72H142V70H141ZM145 72H147V71H145ZM169 72V71H168ZM183 72V71H182ZM185 72H188L187 71V69H186V71H184V73ZM191 72V71H190ZM189 72V73H190ZM202 72V71H201ZM203 72H204V70H203ZM206 73H208L207 71H205ZM87 73H89V72H87ZM106 73H108L109 74V71L108 72H106ZM111 73V72H110ZM116 73V72H115ZM120 72H119V74H121ZM127 73V72H126ZM155 73H158V72H155ZM164 73V72H163ZM163 73H161L162 75H163ZM173 73V72H172ZM189 73H187V75H190ZM214 73H212V71H210V74H205V75H207V76H210L209 78L210 79H208V77H207V79H204V75H202V76H204L203 77V79H202V81H208V85H209V82H212V81H210L211 79H212V75L211 74H214ZM92 74V73H91ZM127 74H129V73H127ZM135 74V73H134ZM137 74V73H136ZM135 74V75H136ZM160 74V75H161ZM165 74V73H164ZM171 74V73H170ZM175 74H176V72H175ZM181 74H183V73H181ZM192 74V73H191ZM198 74V73H197ZM84 75V74H83ZM95 75V76H96ZM123 75V74H122ZM121 75V76H122ZM131 75V74H130ZM130 75H128V76H130ZM135 75H133V76H135ZM140 75V74H139ZM172 75V74H171ZM177 76H180V75H178V74H176ZM195 75V74H194ZM193 74L192 75H190V76H192L191 78L192 79H194L195 78V76H194ZM234 75L236 76V78H239V80L238 79H234L233 77H234ZM87 76V75H86ZM91 76V75H90ZM104 76V75H103ZM102 76V77H103ZM120 76V75H119ZM126 76V75H125ZM137 76V75H136ZM149 76V75H148ZM165 76H168V75H165ZM182 76V75H181ZM185 76H186V73H185ZM201 76V77H202ZM85 77V76H84ZM107 77H108V75H107ZM118 78V76L116 75L115 77H113V78ZM132 77V76H131ZM150 78H152V76H149ZM153 77H155V76H153ZM160 77V76H159ZM158 77V78H159ZM170 77V76H169ZM174 77V76H173ZM184 77V76H183ZM183 77H182V79H183ZM194 77V78H193ZM86 78V77H85ZM105 78V77H104ZM110 78V77H109ZM119 78H121V77H119ZM125 78H127V77H125ZM133 78V77H132ZM135 78V77H134ZM163 78V77H162ZM171 78V77H170ZM206 78V77H205ZM213 78H214V76H213ZM218 78V77H217ZM228 78L226 79H224V77H223V79L224 80H226L225 82H227L228 81ZM42 79V80H43ZM93 79V78H92ZM107 78H105V80H106ZM110 79H112V77L110 78ZM123 79V78H122ZM137 79H139V76H138V78ZM143 79V78H142ZM145 79V78H144ZM166 79V78H165ZM175 79V78H174ZM177 79H181V78H177ZM189 80V76H188V78H186V80ZM219 79V81H221L222 79L221 78H218ZM218 79H217V82H218ZM221 79V80H220ZM41 80V79H40ZM44 80V81H45ZM90 80V79H89ZM109 80V79H108ZM135 81H136V78L134 79ZM134 80H131L130 82L132 83ZM153 80V79H152ZM151 80V81H152ZM163 79H161V81H162ZM184 80V79H183ZM215 80H216V77H215ZM214 80V81H215ZM224 80H223V85L225 84V82H224ZM241 80H240V82L239 83H241V85H242V82H241ZM36 81V80H35ZM37 81H38V79H37ZM63 81V80H62ZM67 81V80H66ZM94 81V80H93ZM92 81V82H93ZM107 81V80H106ZM134 81V82H135ZM159 81V80H158ZM182 81V80H181ZM229 81H231V80H229ZM236 81V82H237ZM30 82V81H29ZM32 82V81H31ZM42 82V81H41ZM64 82V81H63ZM86 82V81H85ZM97 82V81H96ZM102 82V81H101ZM126 83H128L129 82V80L128 81H125ZM129 82V83H130ZM138 82V81H137ZM149 82H150V80H149ZM160 82V81H159ZM165 82H166V80H165ZM167 82H168V80H167ZM185 82V81H184ZM194 82V81H193ZM47 83V82H46ZM45 83V84H46ZM65 83V82H64ZM86 83H88V82H86ZM100 83V82H99ZM121 83V82H120ZM128 83V85H130ZM140 83V82H139ZM143 83H144V81H143ZM161 83V82H160ZM169 83V82H168ZM172 83V82H171ZM195 83V82H194ZM220 84L219 85H221V82H219ZM228 83V82H227ZM230 83V82H229ZM228 83V84H229ZM233 83V84H234ZM40 84V83H39ZM43 84V83H42ZM66 84V83H65ZM102 84V83H101ZM122 84V83H121ZM125 84V83H124ZM137 85H138V83H136ZM146 84H147V82H146ZM150 84V83H149ZM153 83H151V85H152ZM162 84V83H161ZM184 84V83H183ZM189 84H190V81H189ZM211 84V83H210ZM212 84H214V82L212 83ZM211 84V85H212ZM218 84V83H217ZM230 84H232V83H230ZM48 85V84H47ZM51 85V84H50ZM53 85V84H52ZM55 85H57V84H55ZM62 85V84H61ZM108 85V84H107ZM113 85V84H112ZM126 85V84H125ZM128 85H126V88H127V86ZM154 85V84H153ZM158 85V84H157ZM214 85H216V83L214 84ZM242 85V86H243ZM3 86V85H2ZM17 86V85H16ZM67 86V85H66ZM119 86H121V85H119ZM130 86H134L135 87V85L132 83ZM130 86H128V88L130 87ZM139 86V85H138ZM142 86H143V84H142ZM154 86H156V85H154ZM158 86H160V85H158ZM157 86V87H158ZM166 86H168L167 84H166ZM186 86V85H185ZM218 86V85H217ZM61 87V86H60ZM102 87V86H101ZM109 87V86H108ZM134 87H133V89H134ZM146 87V86H145ZM148 87V86H147ZM181 87V86H180ZM179 87V88H180ZM18 88V87H17ZM20 88V87H19ZM67 88V87H66ZM127 88V89H128ZM136 88V87H135ZM169 88V87H168ZM183 88V87H182ZM215 88H216V86H215ZM96 89H98L99 90V88H96ZM106 89H107V87H106ZM124 89V88H123ZM122 89V90H123ZM184 89V88H183ZM211 89V88H210ZM230 89V88H229ZM18 90V89H17ZM16 90V91H17ZM104 90V89H103ZM108 90V89H107ZM185 90V89H184ZM227 90V89H226ZM5 91V90H4ZM7 91V90H6ZM69 91V90H68ZM129 91H130V89H129ZM137 91H138V89H137ZM136 91V92H137ZM218 91V90H217ZM126 92H127V90H126ZM135 92V91H134ZM182 92V91H181ZM10 93H11V91H10ZM13 93H14V91H13ZM129 93V92H128ZM175 93V92H174ZM225 93V92H224ZM9 94V93H8ZM131 94V93H130ZM173 94V93H172ZM193 94V93H192ZM201 94V93H200ZM11 95V94H10ZM176 95V94H175ZM179 95V94H178ZM186 95V94H185ZM190 95V94H189ZM196 95V94H195ZM223 95V94H222ZM225 95V94H224ZM180 96V95H179ZM181 96H182V94H181ZM207 96V95H206ZM172 97V96H171ZM177 97V96H176ZM196 97V96H195ZM215 97V96H214ZM219 97V98H218ZM170 98V97H169ZM180 98V97H179ZM178 98V99H179ZM207 98V97H206ZM212 98V97H211ZM172 99V98H171ZM180 99H182V98H180ZM214 99V98H213ZM217 99H219V100H217ZM41 100V99H40ZM203 100V99H202ZM205 100V99H204ZM263 100V99H262ZM41 101H43V100H41ZM50 101V100H49ZM169 101V100H168ZM171 101V100H170ZM195 101V100H194ZM212 101H213V103L214 104H212ZM172 102H174V101H172ZM182 101H180V103H181ZM193 102V101H192ZM199 102V101H198ZM42 103V102H41ZM47 103V102H46ZM166 103H168V102H166ZM175 103H176V101H175ZM179 103V102H178ZM194 103V102H193ZM206 103V104H207ZM263 103V102H262ZM50 104V103H49ZM52 104V103H51ZM55 104V103H54ZM57 104V103H56ZM187 104V103H186ZM198 104V103H197ZM260 104V105H259ZM176 105V104H175ZM179 105V104H178ZM183 104L181 103V106H182ZM185 105V104H184ZM188 105V104H187ZM186 105V106H187ZM190 105H192V104H190ZM202 105V107H203V103H201V102H199V106H201ZM210 105H208L209 107H210ZM214 105V106H213ZM258 105V106H257ZM47 106H49V105H47ZM51 106V105H50ZM49 106V107H50ZM171 106V105H170ZM174 106V105H173ZM185 106V107H186ZM194 106V105H193ZM190 107L191 109L192 108H194V107ZM198 105H196V103H195V108L192 110L193 112L195 111V109H196V107H197ZM215 106V108H218V107H216ZM49 107H46V108H44V111L49 115V112H54V111H52L53 109H51V108H49ZM59 107V106H58ZM179 107H180V105H179ZM171 108V107H170ZM182 108V107H181ZM189 108V107H188ZM199 108V107H198ZM220 108V107H219ZM217 109L218 111L220 110V109ZM262 108V107H261ZM264 108V107H263ZM30 109V108H29ZM28 109V110H29ZM39 109V108H38ZM56 109V108H55ZM182 109H184V108H182ZM186 109H187V107H186ZM200 109H202V110H204V109H206V108H200ZM33 110H34V108H33ZM36 110V109H35ZM34 110V111H35ZM41 110V109H40ZM51 110V111H50ZM159 110V109H158ZM175 110V109H174ZM174 110H172V111H174ZM181 110V109H180ZM189 110V109H188ZM188 110H181V111H183L182 112V114L183 113H185L184 111H187L188 112ZM198 111H200L199 109H197ZM201 110V111H202ZM210 110H211V108H210ZM213 110V109H212ZM216 110V109H215ZM214 110V111H215ZM261 110V109H260ZM27 111V110H26ZM43 111V110H42ZM41 111V112H42ZM43 111V112H44ZM168 111V110H167ZM172 111H170L169 112V115H167V117L166 116H163L164 114H163V112H161V113H158V114H161V116L162 117H166V119H169L170 118V116H171V118H172V116H173V114L175 113H178V110H175L174 112H172ZM177 111V112H176ZM181 111H179V113L181 112ZM191 111V112H192ZM217 111V112H218ZM45 112H44V114H45ZM172 112V113H171ZM189 112H190V110H189ZM190 112V113H191ZM196 112V111H195ZM203 112H207V109H206V111L204 110ZM210 112V111H209ZM213 112V111H212ZM211 112V113H212ZM217 112H214V113H212V114H215V113H217ZM254 112H255V114H256V116H255V114H254ZM6 113V112H5ZM8 113V112H7ZM40 113V112H39ZM3 114V113H2ZM30 114V113H29ZM31 114H33V113H31ZM36 114V113H35ZM53 114V113H52ZM51 114V115H52ZM56 114H57V112H56ZM167 113H165V115H166ZM170 114H172V115H170ZM188 114V113H187ZM260 114L262 115V117H264V113H261L260 112ZM47 115V116H48ZM156 115V114H155ZM180 115V114H179ZM178 115V116H179ZM190 115V114H189ZM192 115V114H191ZM205 115V114H204ZM259 115V114H258ZM31 116V115H30ZM42 116V115H41ZM50 116V115H49ZM48 116V117H49ZM157 116V115H156ZM176 116V115H175ZM207 116V115H206ZM211 116H214V115H211ZM225 116H227V117H225ZM5 117V116H4ZM25 117V116H24ZM37 117V116H36ZM45 118V120L47 121V119H49V118ZM54 117V116H53ZM169 117V118H168ZM204 117V116H203ZM259 117V116H258ZM257 117V118H258ZM6 118V117H5ZM4 118V119H5ZM26 118H28V117H26ZM25 118V119H26ZM51 118V117H50ZM160 118V117H159ZM169 119V121L171 120L172 121V119ZM173 118H175L174 116H173ZM176 118H177V116H176ZM259 118H261V116L259 117ZM3 119V120H4ZM6 119H8V118H6ZM165 119V120H166ZM215 119V118H214ZM262 119V118H261ZM24 120V119H23ZM33 120V119H32ZM31 120V121H32ZM35 120V119H34ZM45 120H43V121H45ZM164 120V119H163ZM177 120V119H176ZM257 120V119H256ZM22 121V120H21ZM27 121H29V120H27ZM41 121V120H40ZM42 121V122H43ZM46 121H45V123H46ZM49 121V120H48ZM161 121H162V118H161ZM215 121V120H214ZM256 122V123H254V122ZM38 122V121H37ZM51 122V121H50ZM156 122H158V121H156ZM165 121H162L161 122V124L162 123H164ZM166 122H168V121H166ZM164 123L165 125L167 124V123ZM206 122V121H205ZM229 122V121H228ZM254 123V124H252V123ZM0 123H1V119H0ZM15 123V122H14ZM22 123V122H21ZM29 123V122H28ZM27 123V124H28ZM36 123V122H35ZM45 123H44V125H45ZM264 123V122H263ZM13 124V123H12ZM40 124H42V123H40ZM91 124V123H90ZM173 124V123H172ZM206 124V123H205ZM207 124H209V123H207ZM252 124V125H251ZM15 125V124H14ZM17 125V124H16ZM26 125V124H25ZM32 125V124H31ZM36 125V124H35ZM39 125V124H38ZM48 125H50L49 123H48ZM143 125V124H142ZM29 126V125H28ZM147 126V125H146ZM25 127V126H24ZM33 127V126H32ZM90 127V126H89ZM141 127V126H140ZM150 127V126H149ZM34 128V127H33ZM37 128V127H36ZM156 128V127H155ZM162 128V127H161ZM29 129V128H28ZM35 129V128H34ZM33 129V130H34ZM144 129H145V127H144ZM158 129V128H157ZM156 129V130H157ZM32 130V131H33ZM149 130V129H148ZM35 131V130H34ZM140 131V130H139ZM144 131V130H143ZM146 132V131H145ZM149 132H151V131H149ZM162 132V131H161ZM160 132V133H161ZM205 132V131H204ZM218 132V133H217ZM61 134V133H60ZM158 134V133H157ZM162 134V133H161ZM160 134V135H161ZM164 134V133H163ZM205 134H208V133H205ZM212 134H214L215 136H214V138L212 137ZM32 135V134H31ZM156 135V134H155ZM58 136H59V134H58ZM58 136H57V138H58ZM159 136V135H158ZM163 136V135H162ZM52 137V136H51ZM176 137V136H175ZM179 137V136H178ZM147 138H148V136H147ZM151 138H152V133H151ZM159 138V140L161 139L160 137H158ZM164 138V137H163ZM173 138V137H172ZM178 139V138H177ZM158 140V141H159ZM59 141V140H58ZM57 141V142H58ZM149 141H151V140H148V142ZM156 142H158L157 140H155ZM149 142V144H148V146H147V150H145V154H144V150L143 149H145L144 148V146H143V149L141 150V151H139V152H142L143 151V155H142V153H139V154H141L143 157H145L146 155H147V159L149 158V157H151V156H153L152 154H153V152H160V151H164L165 149H168V148H166V146L165 145H162V146H159V145H161V144H158V143H156V142ZM161 141V140H160ZM164 141V140H163ZM170 141H172V140H170ZM162 142V141H161ZM169 142V141H168ZM173 142H174V140H173ZM62 143V142H61ZM65 143V142H64ZM59 144V143H58ZM170 144H171V142H170ZM234 144H236V146L238 145V150H236V151H233V149L232 148H235L234 146ZM234 145V146H233ZM65 146V145H64ZM67 146V145H66ZM146 147V146H145ZM193 147V146H192ZM60 148H62V147H60ZM66 148V147H65ZM172 149V148H171ZM231 149H232V152H233V155H231V154H228V152L230 151L231 152ZM67 150V149H66ZM149 150V151H148ZM169 150V149H168ZM162 151V152H163ZM170 151V150H169ZM68 152V151H67ZM152 152V153H151ZM156 152V153H157ZM194 152H195V150H194ZM229 152V153H230ZM231 152V153H232ZM155 153V154H156ZM167 153V152H166ZM188 153V152H187ZM191 153V152H190ZM261 153H260V155H259V159H260V161L258 162V167L257 168H254L255 170H256V172L255 171H253V172H255V174L253 173V176L251 177V179L253 180V182H252V184H255V183H257V180H259V183H260V181H261V183H262V181H264V156L263 157H260L261 156ZM66 154V153H65ZM64 154V155H65ZM154 154V155H155ZM160 155L162 154L161 152L159 153ZM169 154V153H168ZM68 155V154H67ZM163 155H165V153L163 154ZM162 155V156H163ZM252 155V154H251ZM251 155H250V157H251ZM263 155V154H262ZM69 156V155H68ZM135 156H137V155H135ZM134 156V157H135ZM143 157H140V155H139V157L137 156V158L136 159H134L135 161H133L132 162V164L130 165H128L127 164V162H129V163H131L130 161H127V160H124L123 162L126 164H124L126 167L124 168V165L122 164V166H121V169H120V171H119V173H118V177L116 176V178H118V181H121L123 184H125V183H127L128 181L127 180H129L130 178V176L131 175H133V173L135 172V171H133L134 169H136V168H134L133 169V164L136 162V161H138V160H140V162L142 161V159H139V158H143ZM156 157V156H155ZM154 156H153V158H155ZM158 157H160V156H158ZM254 157V156H253ZM69 158V157H68ZM131 159H132V157H130ZM129 158V159H130ZM146 158V157H145ZM152 158V159H153ZM161 158V157H160ZM159 158V159H160ZM247 158H248V156H247ZM246 158V159H247ZM256 158H251L252 160L253 159H255V161L256 160H258V159H256ZM128 159V160H129ZM132 159V160H133ZM144 159V158H143ZM146 159V160H147ZM151 159V158H150ZM150 159H148L149 161H150ZM151 159V160H152ZM156 159V158H155ZM170 159V158H169ZM249 159V158H248ZM64 160H67L66 158H64ZM69 160V159H68ZM147 160V163L149 162ZM172 160V159H171ZM175 160V159H174ZM242 160V161H241ZM125 161H127V162H125ZM153 161V160H152ZM152 161H151V164H152ZM155 161V160H154ZM249 161V160H248ZM248 161H246V162H248ZM253 162H254V160L252 161V165L251 166H253L254 164H253ZM64 163V162H63ZM65 163H67L66 161H65ZM68 163H70V162H68ZM165 163H167V162H165ZM211 163L214 165H211ZM243 163H241L242 165H244ZM71 164H72V161H71ZM85 164V163H84ZM149 164V163H148ZM147 164V165H148ZM155 164V163H154ZM170 164V163H169ZM185 164V163H184ZM183 164V165H184ZM187 164L188 163H186V167H187ZM240 164V165H241ZM66 165V164H65ZM68 165V164H67ZM162 165L164 166V164L162 163ZM191 165V163H189V165L188 166H190ZM165 166H166V164H165ZM184 166V167H185ZM68 167H69V165H68ZM142 167H144V166H142ZM161 167V166H160ZM168 167V166H167ZM181 167V166H180ZM212 167H210V169L212 168ZM239 167V166H238ZM244 167V166H243ZM65 168V167H64ZM70 168V167H69ZM76 168V167H75ZM75 168H74V170H75ZM78 168V167H77ZM150 168V167H149ZM163 168V167H162ZM169 168V167H168ZM191 168V166L189 167V168H186V169H190ZM194 168V167H193ZM240 168V170L238 171V172H241V168H242V166L241 167H239ZM251 168V167H250ZM164 169V168H163ZM166 169V168H165ZM164 169V170H165ZM181 169H183V167L182 168H180L179 170L181 171ZM195 170V173H197L198 172V170ZM208 169V168H207ZM206 169V170H207ZM209 169V170H210ZM215 169L216 168H214V170L213 171H215ZM233 169V170H234ZM243 169V168H242ZM65 170V169H64ZM119 170V169H118ZM160 170H162V169H160ZM184 170H185V168H184ZM191 170V169H190ZM206 170H201V171H203V175H202V173H201V176H205L204 175V171H206ZM66 171H68V170H66ZM70 171V170H69ZM71 171H73V170H71ZM142 171H143V169H142ZM154 171V170H153ZM188 171V170H187ZM208 171V170H207ZM210 171H212V170H210ZM209 171V172H210ZM243 171V170H242ZM118 172V171H117ZM156 172V171H155ZM155 172H153V173H155ZM157 172H159V174L157 175V173H156V176L158 177L159 175H160V171L159 170H157ZM167 172H168V170H167ZM182 172V171H181ZM181 172H177V174L173 177H171V178H168V179H165L164 181L162 180V179H160V183L159 182H156V184H152V185H155V187L153 188V187H151V189L153 188V190L151 191V193L149 194V196L147 197V203L148 202H152V201H154L155 202V200H158V199H162V197H166V194H167V196H168V199L170 198V197H172V196H170V195H168V192L167 193H165L166 191H167V189L168 190H170L171 188H172V191H174L175 193H177V192H179V190L178 189H180V188H182V187H180L179 188V186H182V185H180L181 184V179H180V176H182V175H180L181 174ZM185 172V171H184ZM192 172H193V175H194V170L193 171H189L188 173H189V175H190V173L192 174ZM68 173V172H67ZM73 172H71V174H72ZM136 173V172H135ZM135 173H134V175H135ZM174 173V172H173ZM200 173L198 172L196 175H198V176H196V178L197 177H199V175H200ZM208 173V172H207ZM207 173H205V174H207ZM231 173H234L233 171L231 172ZM251 173V172H250ZM71 174H69V175H71ZM137 174H140V172L138 173L137 172ZM144 174H147L146 173V170H145V172H144ZM143 174V175H144ZM183 174H185V173H183ZM229 174V173H228ZM227 174V177H229V175ZM235 174H237V171L235 172ZM240 174V173H239ZM74 175V174H73ZM133 175V176H134ZM141 176V174H140V176L142 177V178H140V181H142L141 179H143V177L145 176ZM155 175V174H154ZM186 176H189V175H187V174H185ZM193 175H192V179H193ZM208 175H209V173H208ZM215 175V174H214ZM224 175V176H223ZM231 175V174H230ZM244 175V174H243ZM72 176V175H71ZM75 176V175H74ZM137 176H139V175H136V177H135V179L137 178ZM147 176V175H146ZM155 176V177H156ZM184 176V175H183ZM250 176V175H249ZM149 177V176H148ZM150 177H151V175H150ZM190 177V176H189ZM211 177V176H210ZM138 178V179H139ZM154 178V176H152L150 179H152V180H154L153 179ZM162 178V177H161ZM200 178H202V177H200ZM206 178H209V177H205V180H207V182H208V179H206ZM231 178V177H230ZM234 178V177H233ZM73 179V178H72ZM132 179V178H131ZM130 179V180H131ZM145 179V178H144ZM156 179L157 178H155V181H156ZM183 179V178H182ZM191 179V178H190ZM189 178L187 179L186 178V180L187 181H189L190 180ZM204 179V178H203ZM214 179H215V177H214ZM213 179V180H214ZM219 179V180H220ZM223 179H226V178H223ZM228 180H229V178H227ZM247 179V178H246ZM75 180V179H74ZM114 180V179H113ZM117 180V179H116ZM129 180V181H130ZM134 180V179H133ZM133 180H131V181H133ZM137 180V179H136ZM147 180V179H146ZM146 180H143V181H145L144 183H148V182H146ZM157 180H159V179H157ZM227 180V181H228ZM139 180H138V182H137V184H135V186L133 187L132 185H130V186H132V187H130V188H134L133 190L135 191V188L138 186V185H143V183L142 184H138L139 182H140ZM150 181V180H149ZM210 181H211V179H210ZM218 181V180H217ZM223 181H225V180H223ZM121 182H119V183H121ZM135 182V181H134ZM133 182V183H134ZM154 182V181H153ZM213 182V181H212ZM215 182H216V180H215ZM220 181H218V183H219ZM247 182H249V181H247ZM111 183V182H110ZM130 183V182H129ZM132 183V184H133ZM152 182H150V184H151ZM188 183H191V182H188ZM209 183V182H208ZM214 183V182H213ZM260 183V184H261ZM122 184V185H123ZM128 184V183H127ZM210 184H212V183H210ZM220 184V183H219ZM251 183L250 184H246V185H248V187H249V185H252ZM109 185V184H108ZM117 185H119L118 184V182H117ZM121 185V184H120ZM137 185V186H136ZM151 185V186H152ZM203 185V183H202V180H200V181H198V182H196V184H195V189L197 190L199 187H201ZM214 185V184H213ZM257 185H258V183L256 184V187H257ZM81 186V185H80ZM105 186V185H104ZM109 186H111V185H109ZM113 186H114V184H113ZM127 186H129V185H127ZM148 186V185H147ZM208 186H210V185H208ZM261 185H259L257 188H259ZM76 187V186H75ZM99 187H100V185H99ZM115 187V186H114ZM120 187V186H119ZM254 187V186H253ZM264 187V186H263ZM74 188V187H73ZM80 188V187H79ZM108 188V187H107ZM122 187H120L119 189H121ZM124 190H122V191H124V193L126 194V192H132V191H130V188L129 187H126L125 185H124ZM139 188V187H138ZM141 188V187H140ZM190 188V187H189ZM202 188V187H201ZM204 188V187H203ZM207 188V187H206ZM209 188L210 189H212L213 188V186H212V188L211 187H208L207 189L209 190ZM215 188V187H214ZM250 188V187H249ZM262 188V187H261ZM114 189V188H113ZM113 189H111L110 191H112ZM116 189V188H115ZM123 189V188H122ZM188 189V188H187ZM206 189V190H207ZM229 189V188H228ZM227 189V190H228ZM74 190H76V189H74ZM79 190V189H78ZM77 190V191H78ZM81 190V189H80ZM88 189H87V187H86V190L85 191H87ZM99 190V189H98ZM108 190V189H107ZM117 190V189H116ZM116 190H114L113 192H115ZM139 190V189H138ZM137 190V191H138ZM142 190V189H141ZM181 190H183V189H181ZM195 190V193H193V197H194V195L196 194V191ZM215 190V189H214ZM219 190V189H218ZM217 190V191H218ZM233 190V189H232ZM82 191H84V190H82ZM89 191H91V190H88V192H87V194H89ZM101 191V190H100ZM102 191H104V190H102ZM106 191V190H105ZM133 191V192H134ZM171 191V190H170ZM171 191V193H173L174 194V192H172ZM189 191V190H188ZM191 191V190H190ZM211 191V190H210ZM76 192V191H75ZM74 192V193H75ZM92 192V191H91ZM107 192V191H106ZM112 192V193H113ZM119 190H117L116 192H115V194H113V195H115L116 197H117V195L119 194ZM132 192V193H133ZM193 192V191H192ZM199 192V191H198ZM255 192V191H254ZM69 193V192H68ZM70 193H72V191L70 192ZM80 194L81 192L79 191V192H77L76 193V195L77 194ZM86 193V192H85ZM100 194H101V192H99ZM98 193V194H99ZM105 193V192H104ZM108 193V192H107ZM112 193H111V195H112ZM121 193V192H120ZM123 193V192H122ZM129 193V194H130ZM135 193H137L136 191H135ZM233 193V192H232ZM256 193V192H255ZM258 194H259V192H257ZM82 194V193H81ZM80 194V195H81ZM106 194V193H105ZM117 194V195H116ZM129 194H126V196L127 195H129ZM163 194H165V196L163 195ZM170 194V193H169ZM203 194H205V193H203ZM207 194V193H206ZM212 194H215V193H212ZM229 194V193H228ZM91 194H89V196H90ZM102 195V194H101ZM175 195V194H174ZM178 195H180L181 196V194L179 193H177V196L176 197H179ZM187 195H188V193H187ZM230 195V194H229ZM78 196V195H77ZM105 196V195H104ZM119 196V195H118ZM170 196V197H169ZM185 196V195H184ZM217 196V195H216ZM232 196V195H231ZM259 196V195H258ZM257 196V197H258ZM80 197V196H79ZM110 197V196H109ZM114 197V196H113ZM129 197V196H128ZM173 197H175V196H173ZM172 197V198H173ZM175 197V198H176ZM186 197V196H185ZM89 198V197H88ZM107 198V197H106ZM111 198V197H110ZM167 198V197H166ZM165 198V199H166ZM181 198H183V197H181ZM196 198V197H195ZM207 198V197H206ZM224 198V197H223ZM160 199V200H161ZM164 199V200H165ZM177 199V198H176ZM194 199V198H193ZM197 199H198V197H197ZM171 200V199H170ZM211 200V199H210ZM162 201H163V199H162ZM161 201V202H162ZM195 201V200H194ZM250 201V200H249ZM1 202V201H0ZM154 202H152V203H154ZM160 202V203H161ZM190 202V201H189ZM199 202V201H198ZM237 202V201H236ZM147 203L145 204L147 207H149V204L147 205ZM202 203V202H201ZM168 204H169V202H168ZM144 205V206H145ZM143 205L142 206H140L141 208L142 207H144ZM161 206V205H160ZM205 206V205H204ZM225 206V205H224ZM147 207H145V208H147ZM110 208V207H109ZM108 207L103 211V217H106V218H108L109 220H110V218L112 217V212H111V210L109 209ZM144 208V209H145ZM157 208V207H156ZM204 208V207H203ZM149 210H150V208H148ZM231 209V208H230ZM229 209V210H230ZM142 210V209H141ZM140 210V211H141ZM207 210V209H206ZM232 210V209H231ZM245 210V209H244ZM137 211H139V210H137ZM136 211V212H137ZM202 211V210H201ZM216 211V210H215ZM246 212H244V215H243V217H244V220L243 219H239V228L238 227H236V224L238 223V222H236L235 224H234V227L233 228H238L237 230L236 229H233V228H229L230 229V231H232L233 230V232H226L228 235L227 236H224V237H226V242H225V249L226 250H228L229 251V247H230V245H231V243L233 242L232 241V235L234 234V232L235 231H237L236 233H235V239L237 240V238H239V237H248L249 239H256V241H258V243H259V250L257 251V258L259 259V262L262 260V258H264V205H259L258 207L256 206V207H253V209L252 208H248L247 210H245ZM142 212V211H141ZM206 212V211H205ZM217 213V212H216ZM240 213V212H239ZM134 214H135V212L133 213L132 212V214H131V216L128 218V220L126 221L125 219H124V221H123V223L122 224H119V225H112V226H109V227H107V228H104L103 230H102V232L100 233V238L99 239H101L102 241H104L105 243H107V242H111V241H113V240H115L116 238H118L119 239V236H122L121 234H123L124 232H126L127 231V229H128V225H131L130 223H132L133 222V219H134ZM137 214V213H136ZM142 214V213H141ZM141 214H140V217H141ZM204 214V213H203ZM138 215V214H137ZM192 215V214H191ZM218 215V214H217ZM230 215V214H229ZM73 216V215H72ZM77 216V215H76ZM139 216V215H138ZM137 216V217H138ZM163 216V215H162ZM199 216V215H198ZM225 216H226V214H225ZM239 216V215H238ZM137 217H135V219L137 218ZM139 217V218H140ZM203 217V216H202ZM220 217V216H219ZM242 217V218H243ZM74 218V217H73ZM79 218V217H78ZM81 218V217H80ZM86 218V217H85ZM82 219V218H81ZM80 219V220H81ZM134 219V220H135ZM159 219V218H158ZM197 219H199V218H197ZM196 219V220H197ZM228 219V218H227ZM73 220V219H72ZM74 220H76V218H74ZM79 220V219H78ZM86 220V219H85ZM84 220V221H85ZM221 220V219H220ZM220 220H219V218L216 220V222H215V224H214V227H212V228H214V236L218 239L219 237H220V235H222L224 232V230H222V232H221V223L222 222H220ZM223 220V219H222ZM221 220V221H222ZM235 220V219H234ZM240 220H243V221H241L240 222ZM83 221V222H84ZM132 221V222H131ZM184 221V220H183ZM211 221V220H210ZM2 221H0V251H1V258H0V264H4L5 263V258H9V256L10 257H14V255L13 256H11L12 254H13V252L14 251H12V254H11V250H9V248H6L7 246V244H6V242L10 239V241L11 240H13L14 242H12V243H14V245L13 246H15V247H18V248H14V249H16L15 250V252L17 251V250H19V251H22V253L25 251L26 253L27 252H31V251H33L34 249L35 250H37L36 248H37V246L38 245H40L39 243H45V242H42V235L40 236L39 234H38V232H36L35 231V229H34V231H33V229H30V230H28V228H26L28 231H25V230H23L22 228H20V230H18L17 229V227H16V232H13V235H12V233H9L6 229L7 228H5L4 226H3V224L1 223ZM75 222V221H74ZM73 222V223H74ZM82 222V221H81ZM87 222V221H86ZM135 222V221H134ZM85 223V222H84ZM163 223V222H162ZM241 223V224H240ZM134 224V223H133ZM145 224V223H144ZM225 224V223H224ZM229 223H227L226 225L229 227L230 225H228ZM233 224V223H232ZM70 225V224H69ZM89 225L91 226V224L89 223ZM189 225V224H188ZM225 225V226H226ZM133 226V225H132ZM139 226V225H138ZM137 226V227H138ZM174 226V225H173ZM184 226V225H183ZM224 226V225H223ZM83 227H85V225L83 226ZM136 227V226H135ZM69 228H70V226H69ZM94 228V227H93ZM133 228V227H132ZM171 228V227H170ZM174 228V227H173ZM210 228V227H209ZM226 228V230L228 231V229H227V227H225ZM225 228H222V229H225ZM22 229V230H21ZM97 229V228H96ZM187 229H189V228H187ZM15 230V229H14ZM58 230V229H57ZM61 230V229H60ZM55 231V234L57 235H59V238H58V235H57V237L53 234V236H52V234H51V237L53 238L54 237V239H56V238H58V239H56V241L57 240H59L60 239V237H65L64 238V240L66 239V238H68V239H66L67 241L70 239V240H72L73 241V239H77V237L75 236V235H73V236H75L74 238H73V236L71 235V233H70V229L68 230L69 231V233H68V231H67V229H66V231L65 230H61V231ZM73 230V229H72ZM90 230V229H89ZM131 230V229H130ZM137 230V229H136ZM175 230H178V229H175ZM174 230V231H175ZM235 230V231H234ZM200 231H202V230H200ZM213 231V230H212ZM72 232V231H71ZM73 232H75V231H73ZM91 232H92V230H91ZM95 232H96V230H95ZM151 232V231H150ZM177 232V231H176ZM178 232H179V230H178ZM177 232V233H178ZM182 232V231H181ZM191 232V231H190ZM203 232V231H202ZM207 232H209V231H207ZM129 233H130V231H129ZM175 233V232H174ZM212 233V232H211ZM222 233V234H221ZM10 234H11V236H10ZM73 234H75V233H73ZM78 234V233H77ZM96 234V233H95ZM126 234H127V232H126ZM176 234V233H175ZM181 234V233H180ZM203 234V233H202ZM201 234V235H202ZM87 235V234H86ZM128 235V234H127ZM174 235V234H173ZM226 235V234H225ZM12 237V238H10V237ZM85 236V235H84ZM95 236V235H94ZM176 236V235H175ZM184 236V235H183ZM194 236V235H193ZM211 236V235H210ZM212 236H213V233H212ZM213 236V237H214ZM43 237L45 238V236L43 235ZM56 237V238H55ZM79 237V236H78ZM90 237H91V235H90ZM96 237V236H95ZM180 237V236H179ZM182 237V236H181ZM212 237V238H213ZM223 237V238H224ZM251 237V238H250ZM49 238V237H48ZM73 238V239H72ZM88 238V237H87ZM126 238V237H125ZM183 238V237H182ZM222 238V236H221V239H223ZM42 239V240H41ZM62 239V238H61ZM75 239V240H76ZM84 239V238H83ZM89 239V238H88ZM91 239V238H90ZM94 239V238H93ZM118 239H117V241H118ZM176 240L178 239L177 238V236H176V238H175ZM180 239V238H179ZM200 239V238H199ZM206 239H208V238H206ZM210 239V238H209ZM216 239V240H217ZM242 239V238H241ZM46 240H47V238H46ZM63 240V241H64ZM65 240V241H66ZM69 240V241H70ZM74 240V241H75ZM81 240V239H80ZM122 240V239H121ZM120 240V241H121ZM136 240V239H135ZM175 240V241H176ZM219 240H220V238H219ZM219 240H217V241H219ZM223 240H225V239H223ZM240 240V239H239ZM248 240V239H247ZM41 241V242H40ZM44 241V240H43ZM48 241H51V238H50V240H48ZM62 241V240H61ZM66 241V242H67ZM89 241V240H88ZM174 241V242H175ZM178 241V240H177ZM184 241V240H183ZM201 241V240H200ZM204 241V240H203ZM221 241V240H220ZM250 241V240H249ZM255 241V242H256ZM53 242H55V241H53ZM98 242H100V241H98ZM126 242V241H125ZM139 242H142V241H139ZM138 242V243H139ZM180 242H181V240H180ZM191 242V241H190ZM214 242V244L216 243L215 241H213ZM222 242V241H221ZM220 242V243H221ZM236 242H238V240L236 241ZM254 242V241H253ZM51 243V242H50ZM75 243V242H74ZM85 243V242H84ZM103 243V242H102ZM134 243V242H133ZM219 242H218V244H220ZM9 244H10V242H9ZM108 244V243H107ZM177 244H179V243H177ZM181 245H182V243H180ZM185 244V243H184ZM207 244V243H206ZM217 244V245H218ZM222 244H224V243H222ZM222 244L220 245V246H222ZM232 244H236V243H232ZM247 244V243H246ZM46 245V244H45ZM53 245V244H52ZM74 245V244H73ZM143 245V244H142ZM191 245H193V244H191ZM197 245V244H196ZM243 245V244H242ZM11 246V245H10ZM43 246H44V244H43ZM50 246H51V244H50ZM49 246V247H50ZM69 246H71V244L69 243ZM145 246V245H144ZM147 246V245H146ZM175 246H177V245H175ZM194 246V245H193ZM210 246H211V244H210ZM233 246V245H232ZM231 246V247H232ZM9 247V246H8ZM12 247V246H11ZM130 247H132V246H129V248ZM136 247H139V246H136ZM179 247H181V246H179ZM12 248V249H13ZM116 248V247H115ZM144 248V247H143ZM219 248H221V247H217V249H219ZM224 248H223V251H224ZM133 249V248H132ZM160 249V248H159ZM174 249V248H173ZM178 249V248H177ZM216 249V250H217ZM35 250L33 251V252H31V253H35ZM40 250V249H39ZM39 250H38V252H39ZM42 250V249H41ZM117 250V249H116ZM123 250V249H122ZM135 250H136V248H135ZM140 250V249H139ZM181 250H182V247H181ZM195 250V249H194ZM206 250V249H205ZM220 250H222V248L220 249ZM225 250V251H226ZM129 251V250H128ZM150 251V250H149ZM173 251V250H172ZM183 251V250H182ZM197 251V250H196ZM223 251H221V252H223ZM14 252V253H15ZM29 252V253H30ZM21 252H20V254H22ZM26 253H23V254H25V255H23V257L24 256H26ZM139 253V252H138ZM148 253V252H147ZM147 253H146V255H147ZM151 253V252H150ZM174 253V252H173ZM211 253V252H210ZM213 253V252H212ZM218 253H219V250H218ZM225 253V252H224ZM224 253H221V254H223V255H225V257H226V254H224ZM229 253V252H228ZM228 253H227V255H228ZM18 254V253H17ZM134 254V253H133ZM176 254V253H175ZM179 254V253H178ZM202 254V253H201ZM215 254V253H214ZM221 254L219 253L218 254V256L217 257H215V259L216 258H218V257H221ZM31 255V254H30ZM114 255V254H113ZM131 255V254H130ZM144 255V254H143ZM171 255H173V254H171ZM220 255V256H219ZM253 255V254H252ZM15 256H17V255H15ZM34 256V255H33ZM111 256H112V254H111ZM116 256V255H115ZM132 256V255H131ZM18 257V256H17ZM17 257H15V258H17ZM29 257V256H28ZM32 257V256H31ZM146 257V256H145ZM150 257V256H149ZM170 258L172 257V256H169ZM204 257V256H203ZM224 256H223V258H225ZM229 257H230V255H229ZM228 257V258H229ZM114 258V257H113ZM152 258V257H151ZM165 258V257H164ZM175 258H177V257H175ZM182 258H183V255H182ZM222 258V259H223ZM126 259V258H125ZM180 259V258H179ZM179 259H175V260H177V263H178V260ZM208 259V258H207ZM218 259H220V258H218ZM218 259H216L217 261H221V260H218ZM12 260V259H11ZM10 260V261H11ZM15 260V259H14ZM112 260V259H111ZM148 260V259H147ZM173 260V259H172ZM193 260V259H192ZM198 260V259H197ZM227 260V259H226ZM264 260V259H263ZM24 261H25V259H24ZM99 261V260H98ZM115 261V260H114ZM140 261V260H139ZM154 261V260H153ZM174 261V260H173ZM188 261V260H187ZM211 261H213V260H211ZM223 261L225 262V260L223 259ZM228 261V260H227ZM253 261V260H252ZM254 261H255V259H254ZM15 262V261H14ZM95 262V261H94ZM145 262V261H144ZM149 262H150V260H149ZM148 262V263H149ZM164 262H165V260H164ZM175 262V261H174ZM174 262H172V263H174ZM180 262H181V260H180ZM179 262V263H180ZM219 262H217V264H219ZM222 262V261H221ZM220 262V263H221ZM8 263H10V262H8ZM21 264H22V262H20ZM142 263V262H141ZM186 263V262H185ZM215 263V262H214ZM223 263V262H222ZM226 263V262H225ZM228 263H230V262H228ZM258 263V261L256 262V264ZM83 264V263H82ZM86 264V263H85ZM89 264V263H88ZM111 264V263H110ZM132 264V263H131ZM146 264V263H145ZM191 264V263H190ZM206 264V263H205ZM251 264H255V262H252ZM261 264V263H260Z\"/></svg>","mask_w":264,"mask_h":264}]
</instances>
